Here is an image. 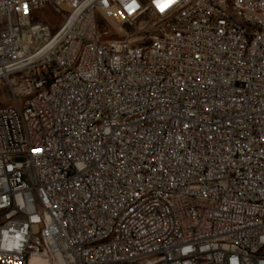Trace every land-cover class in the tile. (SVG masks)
<instances>
[{"label": "built area", "instance_id": "2783aa9c", "mask_svg": "<svg viewBox=\"0 0 264 264\" xmlns=\"http://www.w3.org/2000/svg\"><path fill=\"white\" fill-rule=\"evenodd\" d=\"M232 5L245 13L237 33L203 19L185 37L113 56L148 33L104 40L100 22L156 24L192 6L221 11L219 1L0 0V100L16 97L0 114V264L43 260L30 195L45 206L54 264H113L123 250H134L129 264H264V0ZM38 85L49 93L19 110ZM160 89L189 95L186 115L167 97L134 118ZM115 111L129 122L105 124ZM106 232L117 240L93 249Z\"/></svg>", "mask_w": 264, "mask_h": 264}, {"label": "bare ground", "instance_id": "6f19581e", "mask_svg": "<svg viewBox=\"0 0 264 264\" xmlns=\"http://www.w3.org/2000/svg\"><path fill=\"white\" fill-rule=\"evenodd\" d=\"M221 11L211 7L192 6L187 9L185 13H170L166 15L162 21L156 24L147 25L144 29L145 33L153 32L154 35L147 40L137 39L134 41L124 40L121 48H113V56L127 55V52H146L156 44L166 41V37H185L186 27H194L199 21L203 19L210 23H215L217 26L225 28L230 33H237V26L233 20L237 19L238 24H245V13H237L235 4L244 0H217ZM151 34V33H150ZM149 34V35H150ZM79 57H72L70 62V69H78ZM85 78H93V71H85ZM49 93L48 85L33 86L31 90H27L19 95V110H26V105L38 101L42 96ZM147 89H139V97H146ZM173 101V105L178 106V115H186L189 111V95H180L176 97V92H170L169 89H160L159 93L152 97L145 98L144 108L134 110V118H145L147 115H153V107L161 106L164 101ZM198 105H205V98H198ZM10 106H16V97L10 96L7 104H0V114L9 112ZM129 122V115L127 111H115L111 116H104V123L110 126H118ZM165 118L155 119V126H164ZM93 128H100L101 118L92 119ZM141 133V126H133L131 128V135H139ZM23 181L31 182V174L23 173ZM156 198V190L146 191V199ZM171 198H178V190H171ZM29 221H34L32 225V236H34L35 250L43 258L41 261L27 260L23 264H54L55 253L52 247L49 246L46 238V212L45 206H38L37 195H30V214ZM1 228V220H0ZM119 237H129V230H119ZM117 240L116 232H106L102 237L95 238L93 241V249H100V246H106ZM134 257V250H123V256H113V264H129V258ZM149 264H160V260H149Z\"/></svg>", "mask_w": 264, "mask_h": 264}, {"label": "rangeland", "instance_id": "374dc122", "mask_svg": "<svg viewBox=\"0 0 264 264\" xmlns=\"http://www.w3.org/2000/svg\"><path fill=\"white\" fill-rule=\"evenodd\" d=\"M47 23L49 24L51 29H54L57 24L60 21V18L58 16H48L46 18ZM147 22V19L144 18L143 16H138V17H130L129 18V23L126 25H123L121 27V30L119 29V27L114 24V23H104V22H100V31L103 33V39L104 40H109V39H118L121 37H124L125 34H127V36H132L134 35L136 32L140 31V27L142 26V33L144 32V29L147 25H145V23ZM152 25V24H150ZM151 33V34H150ZM150 34V35H149ZM154 33L153 32H148V34L146 35H142L140 37H129L127 39V41L131 40H137V39H143L144 37L146 38V40L153 36ZM10 100V96H3V98L0 100V104H7L8 101Z\"/></svg>", "mask_w": 264, "mask_h": 264}, {"label": "snow or ice", "instance_id": "6c2138e0", "mask_svg": "<svg viewBox=\"0 0 264 264\" xmlns=\"http://www.w3.org/2000/svg\"><path fill=\"white\" fill-rule=\"evenodd\" d=\"M26 7V6H25Z\"/></svg>", "mask_w": 264, "mask_h": 264}]
</instances>
